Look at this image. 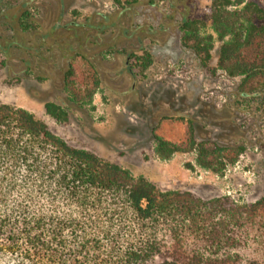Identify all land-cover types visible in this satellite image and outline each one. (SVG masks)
I'll return each mask as SVG.
<instances>
[{"label": "rangeland", "instance_id": "obj_1", "mask_svg": "<svg viewBox=\"0 0 264 264\" xmlns=\"http://www.w3.org/2000/svg\"><path fill=\"white\" fill-rule=\"evenodd\" d=\"M0 1V105L25 110L68 146L142 177L161 192H189L204 201L228 197L237 204L264 197V88L238 98L237 108L231 106L241 78H229L216 68L218 49L229 38L219 41L207 20L211 0H186L187 19L201 21L199 35L211 37L206 65L182 48L178 37L165 45L152 41L161 38L157 16L150 22L134 10L144 0ZM24 10L30 12L25 23L38 28L21 29L18 18ZM72 22L77 26L69 27ZM82 25L87 26L80 29ZM151 26L155 34L149 32ZM70 51L85 60L70 62L69 89L63 56ZM147 60L150 64L142 69ZM96 79L98 86L92 89ZM45 103L66 110L67 122L50 118ZM190 126L195 145L243 152L234 164L222 158L220 171L203 169L195 149L188 150ZM154 137L182 152L159 159ZM235 146L240 147L231 148Z\"/></svg>", "mask_w": 264, "mask_h": 264}, {"label": "trees", "instance_id": "obj_2", "mask_svg": "<svg viewBox=\"0 0 264 264\" xmlns=\"http://www.w3.org/2000/svg\"><path fill=\"white\" fill-rule=\"evenodd\" d=\"M260 1L211 0L207 18L219 41L229 38L218 49L216 68L241 78L243 94L264 88ZM29 16L28 10L20 13L22 30L38 28L25 23ZM201 24L185 19L181 29L184 46L206 65L212 44L211 37L199 35ZM70 53L63 56L69 89L70 62L85 60ZM44 110L58 123L68 120L54 103H45ZM154 141L161 160L182 152L159 137ZM188 142L207 170L220 171L222 158L234 164L243 152L195 145L191 126ZM0 264H264V197L237 204L228 197L204 201L189 192H161L142 177L68 146L25 110L0 105Z\"/></svg>", "mask_w": 264, "mask_h": 264}, {"label": "flooded vegetation", "instance_id": "obj_3", "mask_svg": "<svg viewBox=\"0 0 264 264\" xmlns=\"http://www.w3.org/2000/svg\"><path fill=\"white\" fill-rule=\"evenodd\" d=\"M1 2V1H0ZM166 3V9H163V3ZM161 4V7L159 9L157 8ZM141 8V9H139ZM138 9L140 12H142V15L147 16V19L151 22L152 15H156L158 19L155 20V29L161 30L160 33L161 38L159 39H153L155 43L159 45H165L168 41L172 40V38H179V42L182 48H186L192 52L194 57H197V55L194 53V51L190 48H187L183 44V32H182V22L187 19V1L186 0H144L140 5L136 6L134 10ZM167 10V11H165ZM160 15V16H159ZM144 24V28H147L148 21H141ZM73 23V22H72ZM74 25H70L69 27L73 28L77 25L73 23ZM92 25V24H90ZM87 25H82L80 29L86 28ZM140 27V26H139ZM58 27L56 25L57 30ZM101 27H97L96 30L100 31ZM148 30V28L146 29ZM149 32H153L155 34L156 31H154L153 27L149 29ZM124 34V32H123ZM125 35V34H124ZM156 38V36H154ZM176 41V40H175ZM174 43V42H173ZM198 58V57H197ZM129 71V69L127 70ZM130 74V71L129 73ZM249 94H243V93H236V99L232 100L230 102L231 106L237 108L238 105V98H248ZM177 118H183L186 119L183 116H178ZM190 122V121H189ZM192 123V122H191ZM240 146L231 147L232 149H237Z\"/></svg>", "mask_w": 264, "mask_h": 264}]
</instances>
